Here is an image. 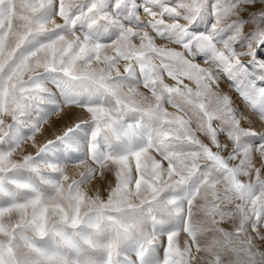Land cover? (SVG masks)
Returning a JSON list of instances; mask_svg holds the SVG:
<instances>
[{
    "label": "snow or ice",
    "instance_id": "6c2138e0",
    "mask_svg": "<svg viewBox=\"0 0 264 264\" xmlns=\"http://www.w3.org/2000/svg\"><path fill=\"white\" fill-rule=\"evenodd\" d=\"M0 264H264V0H0Z\"/></svg>",
    "mask_w": 264,
    "mask_h": 264
},
{
    "label": "rangeland",
    "instance_id": "374dc122",
    "mask_svg": "<svg viewBox=\"0 0 264 264\" xmlns=\"http://www.w3.org/2000/svg\"><path fill=\"white\" fill-rule=\"evenodd\" d=\"M221 87H222L225 91L228 90V85H227L226 83H225V84H222ZM169 110H171V109H169Z\"/></svg>",
    "mask_w": 264,
    "mask_h": 264
}]
</instances>
